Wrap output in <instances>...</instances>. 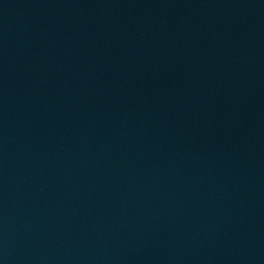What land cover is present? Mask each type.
Returning <instances> with one entry per match:
<instances>
[{"label": "water", "instance_id": "obj_1", "mask_svg": "<svg viewBox=\"0 0 264 264\" xmlns=\"http://www.w3.org/2000/svg\"><path fill=\"white\" fill-rule=\"evenodd\" d=\"M0 264H264V0H0Z\"/></svg>", "mask_w": 264, "mask_h": 264}]
</instances>
